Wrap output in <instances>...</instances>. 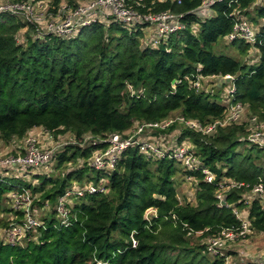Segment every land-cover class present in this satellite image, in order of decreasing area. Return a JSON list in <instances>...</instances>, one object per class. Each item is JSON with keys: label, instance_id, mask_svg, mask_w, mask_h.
Instances as JSON below:
<instances>
[{"label": "trees", "instance_id": "trees-1", "mask_svg": "<svg viewBox=\"0 0 264 264\" xmlns=\"http://www.w3.org/2000/svg\"><path fill=\"white\" fill-rule=\"evenodd\" d=\"M43 1L56 12L63 1L75 6L87 0ZM256 1L216 0L201 19L203 0H127L139 13L180 14L184 27L156 43L144 40L147 24L97 20L68 36L39 35L30 22L0 13V140L23 138L36 127L54 138L67 133L76 144L65 145L51 160L57 169L77 161L58 176L34 172L35 183L21 177L33 167L15 178L1 174L0 228L10 226L3 217L12 210L1 205L2 197L24 190L33 197L31 214L40 226L35 238L25 242L4 241L0 230V264H226L233 252L211 253L207 244L190 243L189 236L200 233L208 240L222 231L238 232L243 215L251 232L264 234V198L250 194L257 184L264 191V145L246 139L248 118L264 123V3ZM250 9L254 19L262 20L255 42L229 40L234 24L247 19ZM220 38L243 61L215 53ZM226 76L232 79L218 81ZM207 81L217 85L216 92L205 90ZM226 84L235 89L230 104L240 103L245 111L242 119L223 123L231 96L226 92L222 103L217 90ZM176 111L184 121L214 127L203 132L176 119L149 132H176L173 146L187 139L198 169L137 147L122 151L109 171L88 165L92 153L106 146L91 141L113 133L127 137L135 123H160ZM203 168L213 173L211 182L204 180ZM179 175L195 180L194 203L178 196ZM100 179H105L106 191L71 198L62 223L55 210L57 198L73 185ZM221 183L236 184L223 191V204L217 198ZM46 206L47 213L41 210ZM14 213L23 221L22 210Z\"/></svg>", "mask_w": 264, "mask_h": 264}, {"label": "built area", "instance_id": "built-area-1", "mask_svg": "<svg viewBox=\"0 0 264 264\" xmlns=\"http://www.w3.org/2000/svg\"><path fill=\"white\" fill-rule=\"evenodd\" d=\"M164 1V0H160ZM216 0H203L199 9L206 10ZM38 2V4H37ZM46 10H42L43 7ZM61 10H68L67 14L61 18L58 23H50L48 26H41L40 20L44 17V12L48 11L47 1L43 0H26V1H0V13L6 12L15 15L26 22L33 24L35 32L39 35L53 33L58 36H68L74 33L75 29L88 25L97 20H116L125 25H135L137 23L147 24L148 28H151V34L144 38L145 42L156 43L160 38L177 31L184 27L183 23L179 20L180 14H175L170 11L148 12L139 13L131 6L127 4V0H87L78 3L75 6L64 4L56 11L60 13ZM54 15V14H53ZM243 38L248 42H255L256 30L252 24L246 19L241 18L237 21L231 33L228 35V39ZM231 77V76H230ZM195 87H199L198 82H194ZM234 87L230 86L227 90L229 97L228 114L223 123L229 121H238L242 119L244 114V107L240 103H231V99L234 94ZM178 121H184L183 118H177ZM173 120L166 119L160 123L149 122L140 123L136 126V130L127 135V137H121L117 133L108 135L105 138H97L98 140L91 141L93 144L102 141L106 143V146L95 150L91 157L88 159V165L94 170L109 171L114 168L116 161L122 151L129 147H137L140 152L155 156L157 158L169 157L180 160L183 166L188 169H198V161L193 154V151L183 143L180 145L172 146L170 148H163L157 142L147 139L146 133L154 128L164 129L172 123ZM251 123V131L247 135L246 139L250 142L263 144L264 136L261 134L260 128L264 123H256L254 117L248 118ZM189 127L201 130L203 132H209L213 129L214 125H209L202 128L194 120L184 121ZM56 153L55 147L44 146L37 141L35 137L28 136L24 140V145L17 154H9L5 158L0 160V170L5 174H12L15 171H25L31 167L40 168L47 165L53 155ZM14 171V172H13ZM204 180L211 182L214 179L213 173L203 168ZM3 173V174H4ZM16 174V173H15ZM235 183H230L228 186L220 184V189L217 193V198L220 204H223L222 193L228 187L235 186ZM225 186V187H224ZM105 179H100L96 184L88 183L83 186L73 185L70 189H67L64 194L57 198L55 210L57 216L62 223H66L69 216V209L67 203L71 198H79L84 194L105 192ZM251 195H259L264 198V191L261 184L255 185L250 192ZM12 205L16 210H22L24 213V220L22 223L11 222L9 226V233L7 236L11 238L17 237L19 234L28 231L32 228L40 226V222L37 221L31 214V204L33 197L31 193L24 190L22 193L11 192ZM235 213L240 216V213L235 210ZM240 218V217H239ZM241 219V228L238 232L231 230L222 231L221 234L215 238H210L214 245H221L226 241H231L233 237H244L247 234L248 222L243 217ZM209 241V242H211ZM7 242H16L9 239ZM207 249L211 253L218 251V248L211 247V244H207ZM249 264H264V256L262 259Z\"/></svg>", "mask_w": 264, "mask_h": 264}, {"label": "rangeland", "instance_id": "rangeland-1", "mask_svg": "<svg viewBox=\"0 0 264 264\" xmlns=\"http://www.w3.org/2000/svg\"><path fill=\"white\" fill-rule=\"evenodd\" d=\"M2 1V0H0ZM46 2V1H45ZM260 4L264 3L263 1H259ZM81 3V2H80ZM38 4V2H37ZM67 4V1H63L62 5ZM42 10H46V7L44 6ZM68 10H61L60 13H56V12H44V17L42 20H40V25L41 26H48L50 23H58L60 22L61 18H63L66 14H67ZM54 14V15H53ZM200 18L203 19L205 17H207L209 15L208 13H205L204 11L199 12ZM254 13L252 10H248V12L246 13V17L248 19L249 22H251L254 26L256 25V23L259 22V20L254 19L253 18ZM198 26L199 24L195 23L194 24V31L198 30ZM149 33V30L147 29L145 32V35H147ZM144 35V36H145ZM228 42H225L224 39L220 38L217 43H215V45L213 46V49L215 51V53H219V54H226L229 56H232L240 61H243V56L240 55L238 53V51L233 48L231 45L227 44ZM252 53V52H251ZM252 59L254 60V62L258 61V57L255 58V56L252 57ZM213 82L207 81L206 83V87L205 90L208 92H216V87L217 85ZM214 85H216L214 87ZM219 85V84H218ZM229 89V84H226L223 88H218L217 93L219 94V98L221 100L222 103H225V98L224 95L226 94L227 90ZM178 111L173 112L171 114V116L169 117L170 120H176L178 118ZM178 122V121H175ZM138 125V123H135L133 125V127L131 128V130H129V132H127V135L133 133L136 130V126ZM261 134L264 136V125L261 126L260 128ZM28 136H33L36 138V140L43 144L44 146H49V147H55V151L57 154V152H61L63 150V147L65 145H70V144H76L73 137L67 133H63V134H58L56 138H54L49 132L43 130L42 128L36 127L33 128L32 130H30L23 138H14L12 139L10 142H4L2 140H0V160L5 158L6 156H8L9 154H17V152L23 147L24 145V140L28 137ZM146 136H148L151 140L157 142L158 144H160V146H162L163 148H170L173 146V143L175 142V140L178 137V134L176 132H165V133H161V132H156V131H152V132H147ZM79 143V142H78ZM84 145V141L79 143V145ZM183 144L188 146L189 149L192 150L193 146L192 144L186 139L183 141ZM264 144V141H263ZM67 154H69L67 152ZM56 160H51V162H49L47 165L40 167V168H34L32 169L29 173L27 177H23L21 176L25 171H13L14 173L12 174H5L4 171L0 170V178H3L2 175H4V177L10 178V177H17L18 175L21 176L23 179L31 182V183H35V181L32 179L31 175L34 172H45L48 175H53V176H58L61 175L62 173H65L66 170H71L73 169L76 164V162H70V163H65L61 166V168H55L56 166ZM28 170V169H27ZM34 170V171H33ZM28 172V171H27ZM4 173V174H3ZM16 173V174H15ZM2 174V175H1ZM177 182V193L178 196L180 197V199H182L183 197L185 198L186 201L188 202H193L194 203V198H195V180L193 178H187V179H183L182 176H178V178L176 179ZM11 193H8L9 197L8 198H3L1 199V205L3 207L6 208H12L11 212L7 215V217H3L5 220H7L8 222H18L15 216V208L13 207L12 203L13 201L11 200ZM183 200V199H182ZM250 200V196L248 195L246 197V201ZM264 202V200H263ZM41 210H45V212H48V207H42ZM246 208H244V211H242V215L245 214L246 212ZM30 212H33L32 210H30ZM149 212H153L152 210H149ZM240 212V211H239ZM7 213H2L1 216H6ZM34 214V213H33ZM152 214V213H151ZM35 216V214H34ZM243 218L245 217L244 215L242 216ZM24 220V217H23ZM23 221L19 222L22 223ZM36 228H32L30 229L31 232L30 233L28 231H25L21 234H19L17 237H13L11 238L10 236H7V234L9 233L8 229H4L3 227L0 228V230H2V234H1V238L4 241H8L9 239H11L12 241H20V242H25L27 240V238H35L33 236L34 233H36ZM4 230V231H3ZM247 234L244 237H233L234 239H232L231 241H226L221 245H214V243L211 240H207V239H202V237H200V233L197 234H191L189 236L190 238V243L192 244H211V247H215L220 249L221 251H223V253L226 252H233L234 254L226 257V264H249V263H253L255 261H258L260 259L263 258L264 256V234L262 233H255V232H251L249 229H247ZM205 238V237H204ZM211 241V242H209Z\"/></svg>", "mask_w": 264, "mask_h": 264}, {"label": "crops", "instance_id": "crops-1", "mask_svg": "<svg viewBox=\"0 0 264 264\" xmlns=\"http://www.w3.org/2000/svg\"><path fill=\"white\" fill-rule=\"evenodd\" d=\"M259 1H263V0H257L256 3H257V4H260ZM250 10H252V9H250ZM203 11H204L205 13H208V12H209V14L211 13L210 9H206V10H203ZM251 24H252V23H251ZM260 24H262V20H259V22L256 23L255 26L252 24V26L254 27L255 30H257V29H258V26H259ZM148 30H149V33H148L147 35H145V37H147L148 35L151 34V31H152L151 28H148ZM257 56H258V55L255 54V58H256ZM19 151H20V150H19ZM19 151H18V152H19ZM245 218H246V215H245Z\"/></svg>", "mask_w": 264, "mask_h": 264}, {"label": "water", "instance_id": "water-1", "mask_svg": "<svg viewBox=\"0 0 264 264\" xmlns=\"http://www.w3.org/2000/svg\"><path fill=\"white\" fill-rule=\"evenodd\" d=\"M232 78L230 77V76H226V77H224V78H218V81H220V83H222V82H228V81H230Z\"/></svg>", "mask_w": 264, "mask_h": 264}]
</instances>
